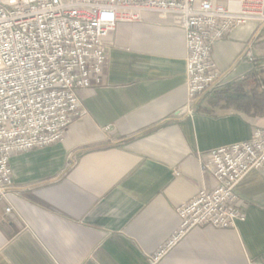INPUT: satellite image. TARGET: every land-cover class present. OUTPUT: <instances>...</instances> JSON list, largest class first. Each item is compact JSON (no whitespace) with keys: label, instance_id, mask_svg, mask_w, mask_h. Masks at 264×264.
<instances>
[{"label":"crops","instance_id":"0c3cea01","mask_svg":"<svg viewBox=\"0 0 264 264\" xmlns=\"http://www.w3.org/2000/svg\"><path fill=\"white\" fill-rule=\"evenodd\" d=\"M257 27L248 22L215 43L213 60L230 70L224 89L260 67L239 59ZM110 40L104 84L79 92L87 114L54 145L12 156L16 188L0 202V264H148L179 226L176 208L216 185L198 153L264 127V118L217 97L201 99L191 117L177 115L188 100L180 26L119 22ZM255 47L264 54V29ZM237 192L245 220L192 229L161 264L264 263V167Z\"/></svg>","mask_w":264,"mask_h":264},{"label":"built area","instance_id":"2783aa9c","mask_svg":"<svg viewBox=\"0 0 264 264\" xmlns=\"http://www.w3.org/2000/svg\"><path fill=\"white\" fill-rule=\"evenodd\" d=\"M239 3L238 10H231L211 0H0V202H8L16 188L12 156L54 145L87 114L79 92L104 84L110 34L119 22L180 26L188 49L184 117L226 86L230 70L218 67L213 52L233 29L258 22L239 59L263 65L264 55L255 45L264 29V0ZM251 135L198 153L216 185L176 208L179 226L150 254L148 264H161L194 228H228L245 220L237 187L247 173L264 167V127H255Z\"/></svg>","mask_w":264,"mask_h":264},{"label":"trees","instance_id":"16d2710c","mask_svg":"<svg viewBox=\"0 0 264 264\" xmlns=\"http://www.w3.org/2000/svg\"><path fill=\"white\" fill-rule=\"evenodd\" d=\"M217 98L223 106L264 118V66L245 75L241 83L218 90Z\"/></svg>","mask_w":264,"mask_h":264},{"label":"rangeland","instance_id":"374dc122","mask_svg":"<svg viewBox=\"0 0 264 264\" xmlns=\"http://www.w3.org/2000/svg\"><path fill=\"white\" fill-rule=\"evenodd\" d=\"M259 55H261V56L263 57L264 54H260V53H259ZM261 66H264V64L261 65ZM261 66H260V67H261ZM217 91H218V90H217ZM217 91H215V93H212V94L206 96V97H207V100H214L215 97H217ZM206 97H205V98H206ZM196 108H197V107H196ZM195 111H196V109H195ZM194 114H195V113H194Z\"/></svg>","mask_w":264,"mask_h":264},{"label":"water","instance_id":"95a60500","mask_svg":"<svg viewBox=\"0 0 264 264\" xmlns=\"http://www.w3.org/2000/svg\"><path fill=\"white\" fill-rule=\"evenodd\" d=\"M185 110H186V109H182V111L178 112L177 115H178L179 113H181V112H184Z\"/></svg>","mask_w":264,"mask_h":264}]
</instances>
